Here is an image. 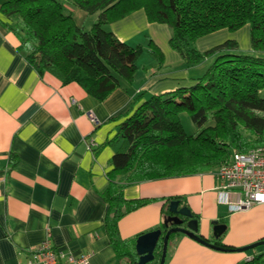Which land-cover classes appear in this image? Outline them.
I'll return each instance as SVG.
<instances>
[{
  "label": "crops",
  "instance_id": "obj_1",
  "mask_svg": "<svg viewBox=\"0 0 264 264\" xmlns=\"http://www.w3.org/2000/svg\"><path fill=\"white\" fill-rule=\"evenodd\" d=\"M60 1L85 29L97 18V13L88 14L71 0ZM16 21V16L0 10V264H33L29 262L32 248L48 237L55 247L89 254L90 264H129L127 258L116 256L107 234L109 203L102 195L109 185L112 156L125 150L127 143L121 136L106 141L114 137L139 93L190 86L214 56L188 64L169 43L170 27L149 21L139 8L106 28L131 44L147 46L150 38L162 52V63L157 66L156 56L148 64L138 61L131 83L122 80L98 100L78 83H64L56 71L40 74L18 49ZM224 30L198 37L196 48L205 51L217 45ZM239 52L258 54L251 45ZM117 179L125 181L122 174ZM216 184L211 170L126 184L122 191L126 199L151 200L118 220L119 236L130 241L155 230L168 208L167 199L177 197L171 200L188 206L197 220L196 234L211 242L213 220L226 224L219 238L225 245L238 248L263 239L264 204L229 212L217 201ZM168 246L165 264H242L264 251L221 250L181 232L171 237Z\"/></svg>",
  "mask_w": 264,
  "mask_h": 264
},
{
  "label": "trees",
  "instance_id": "obj_2",
  "mask_svg": "<svg viewBox=\"0 0 264 264\" xmlns=\"http://www.w3.org/2000/svg\"><path fill=\"white\" fill-rule=\"evenodd\" d=\"M71 2L88 14L97 13L89 29L78 25L60 0H3L0 10L16 16L13 29L20 39L18 49L40 74L56 71L64 83L76 82L98 100L105 99L122 80H134L142 47L120 40L106 25L139 8L145 10L149 21L170 27L169 43L188 64L214 56L204 74L190 86L159 94L139 93L114 137L106 141L111 143L121 136L127 148L112 156V169L107 172L109 185L102 192L109 203L105 228L116 256L136 264L137 238L123 240L117 224L123 215L151 199H126L122 193L126 184L209 171L228 158L233 149L246 151L264 144V0ZM247 23L256 55L239 52L237 41L231 39L205 51L196 48L200 36L222 28L238 29ZM150 45L161 65L162 52L152 40ZM182 113L188 114L195 131L185 130ZM119 174L124 175V182L118 181ZM170 215L172 212L166 208L162 222L155 228L161 230V237L154 258L158 249L161 255L163 236L174 225L165 222ZM219 238L212 242L226 250L237 249L221 243ZM263 257L264 251L242 264H263Z\"/></svg>",
  "mask_w": 264,
  "mask_h": 264
},
{
  "label": "built area",
  "instance_id": "obj_3",
  "mask_svg": "<svg viewBox=\"0 0 264 264\" xmlns=\"http://www.w3.org/2000/svg\"><path fill=\"white\" fill-rule=\"evenodd\" d=\"M217 180L214 187L218 203L229 212L264 204V144L246 151L233 149L230 156L211 170ZM2 187L0 185V195ZM252 257H248L247 260ZM33 264H90V255L75 254L52 245L49 237L31 250Z\"/></svg>",
  "mask_w": 264,
  "mask_h": 264
},
{
  "label": "water",
  "instance_id": "obj_4",
  "mask_svg": "<svg viewBox=\"0 0 264 264\" xmlns=\"http://www.w3.org/2000/svg\"><path fill=\"white\" fill-rule=\"evenodd\" d=\"M168 209L170 212H172V215H170L165 222L167 223L170 221L174 225L170 227L163 236V246L159 264H164L169 237L173 232L184 233L211 247L226 250L225 248L218 246L213 242L207 241L201 235L196 234L198 223L197 220L193 218L188 206H180L179 200H170L168 203ZM212 225L213 236L218 238L225 230L226 224L220 223L217 220H213ZM160 237V229L146 232L137 237L135 242V250L138 254V261L136 264H147V262L154 258V250ZM262 244H264V238L246 246L238 247L236 250L247 251Z\"/></svg>",
  "mask_w": 264,
  "mask_h": 264
},
{
  "label": "rangeland",
  "instance_id": "obj_5",
  "mask_svg": "<svg viewBox=\"0 0 264 264\" xmlns=\"http://www.w3.org/2000/svg\"><path fill=\"white\" fill-rule=\"evenodd\" d=\"M224 29L225 30L220 33L223 36V38H221V42H223V41H225L227 39L235 40V41H237V43L239 45V50L242 49L244 51H246V49L251 45L250 25L248 23L243 25V26H241V27H239L238 29H233V30L228 29V28H224ZM147 39H148V41H146L147 46L142 44V43H140V42H135V43H132V44H131V42L128 43L131 46L140 45L142 47V50L139 53V57L137 58L136 65L138 64V61H140L141 65L142 64H148L149 60L156 56V58H157V66H158L159 65V59L157 57L158 55L153 50L154 48L150 45V40L151 39L150 38H147ZM221 42H219V43H221ZM147 47H149V49H151L152 51L148 52ZM263 94H264V92H263ZM181 122L184 125V128H185V130L188 133H191V132L195 131L196 127L193 124L192 120L190 119V117L188 116L187 113H182L181 114ZM256 248H264V244L259 245ZM170 251H171V247L167 246L166 256H167V253L170 252ZM155 253H156V257L152 260V262L150 264H159V262H160L161 255H159V249L156 250ZM165 261H166V257H165ZM165 261H164V264H165Z\"/></svg>",
  "mask_w": 264,
  "mask_h": 264
}]
</instances>
